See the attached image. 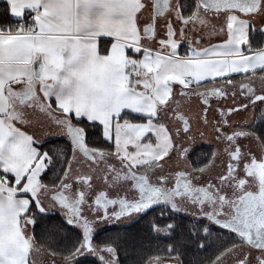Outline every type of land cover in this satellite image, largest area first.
I'll use <instances>...</instances> for the list:
<instances>
[{
    "label": "snow or ice",
    "instance_id": "1",
    "mask_svg": "<svg viewBox=\"0 0 264 264\" xmlns=\"http://www.w3.org/2000/svg\"><path fill=\"white\" fill-rule=\"evenodd\" d=\"M0 264H264V0H0Z\"/></svg>",
    "mask_w": 264,
    "mask_h": 264
},
{
    "label": "flooded vegetation",
    "instance_id": "2",
    "mask_svg": "<svg viewBox=\"0 0 264 264\" xmlns=\"http://www.w3.org/2000/svg\"><path fill=\"white\" fill-rule=\"evenodd\" d=\"M235 75V74H234ZM236 79H240V76L236 75ZM230 102V101H229Z\"/></svg>",
    "mask_w": 264,
    "mask_h": 264
},
{
    "label": "trees",
    "instance_id": "3",
    "mask_svg": "<svg viewBox=\"0 0 264 264\" xmlns=\"http://www.w3.org/2000/svg\"><path fill=\"white\" fill-rule=\"evenodd\" d=\"M62 142V141H61ZM201 255H204V253H201Z\"/></svg>",
    "mask_w": 264,
    "mask_h": 264
}]
</instances>
